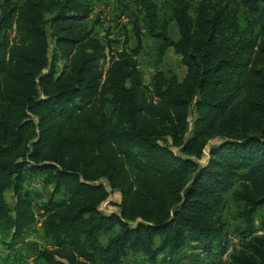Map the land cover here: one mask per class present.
<instances>
[{
    "label": "trees",
    "instance_id": "1",
    "mask_svg": "<svg viewBox=\"0 0 264 264\" xmlns=\"http://www.w3.org/2000/svg\"><path fill=\"white\" fill-rule=\"evenodd\" d=\"M100 1L2 7L0 246L27 245L26 264H183L198 243L221 264H264V0H165L163 15L138 0L132 35L108 43L85 26ZM145 37L158 64L181 57L183 80L157 70L146 83ZM34 181L51 189L44 245L27 241ZM112 193L118 212L103 210Z\"/></svg>",
    "mask_w": 264,
    "mask_h": 264
},
{
    "label": "rangeland",
    "instance_id": "2",
    "mask_svg": "<svg viewBox=\"0 0 264 264\" xmlns=\"http://www.w3.org/2000/svg\"><path fill=\"white\" fill-rule=\"evenodd\" d=\"M14 3L18 0H0V13L2 12L3 5L7 2ZM153 3L158 7L159 14L163 15L164 8H165V0H151ZM200 0H193L194 3L199 2ZM94 11L91 17L85 22L86 29L89 31H93L94 38L99 39L104 43H108V40H120L123 42L124 37L123 34L126 30H128L129 34L132 35L131 31L133 28V17L131 16L132 13L140 12L141 13V6L138 0H101L94 5ZM135 14V13H134ZM129 28V29H128ZM171 37L174 40H177L178 35V28L175 24H173L170 28ZM10 39L12 41L18 40V32H17V25L14 24L13 28L9 32ZM135 41L131 42V46H134ZM144 48L142 51V55L139 57V64L140 70L145 75L146 83L150 81V78L154 72L157 70H163L165 72H172L175 73L180 80H183L186 77L187 69L181 62V57L175 54L173 49H169L164 61L161 64H158L154 57L153 43L152 41L145 37L144 38ZM117 52L122 51L121 46H114ZM112 53L107 50L105 52V57L100 62L101 69L106 74L108 68L112 62ZM64 68V63L60 62V69ZM27 189L30 190L34 195V201L36 206V216L38 218V222L32 229L33 234L27 240L29 242H39L40 244L44 245V241L41 237V219L40 214L37 210V207L43 204L51 194V189H47L43 186L42 181H34L31 183H27ZM120 195L118 193H112L111 197L108 202L104 203L103 210L104 211H115L118 212L119 209L117 208L116 204L120 203ZM11 199V196L9 197ZM227 212L234 211L233 205H229L227 207ZM259 221H256L257 229H259ZM119 229H116L117 232ZM260 231V230H257ZM115 232H112L109 235H114ZM259 234H264L263 232H259ZM105 236L104 239H107L108 236ZM230 242L236 247L239 246V238L236 236L230 237ZM22 246V247H21ZM201 246L198 243H189L183 250L182 256H184L183 264H221V260H213L212 256L214 253L208 254L203 253ZM233 246H230L229 250L232 249ZM22 249V255L19 256V261L17 260L16 253L17 250ZM215 249V248H214ZM3 250V247L0 246V251ZM3 252V251H2ZM32 254L30 248L27 245L19 244L17 249L14 251L6 252L4 251L3 258L4 261L0 260V264H26L29 263L27 257ZM208 255V256H207ZM227 255V253H226ZM226 255L223 257V261H226ZM21 257V258H20ZM128 264H144L143 259L141 256L132 255L127 259Z\"/></svg>",
    "mask_w": 264,
    "mask_h": 264
},
{
    "label": "crops",
    "instance_id": "3",
    "mask_svg": "<svg viewBox=\"0 0 264 264\" xmlns=\"http://www.w3.org/2000/svg\"><path fill=\"white\" fill-rule=\"evenodd\" d=\"M2 251H3V252H2ZM2 251H0V260H1V261H2V260L4 261V258H3L2 256H3L5 250L3 249Z\"/></svg>",
    "mask_w": 264,
    "mask_h": 264
},
{
    "label": "built area",
    "instance_id": "4",
    "mask_svg": "<svg viewBox=\"0 0 264 264\" xmlns=\"http://www.w3.org/2000/svg\"><path fill=\"white\" fill-rule=\"evenodd\" d=\"M230 251H232V249H231V250H229V252H230ZM229 252L227 253V255H226V258H227V256H228Z\"/></svg>",
    "mask_w": 264,
    "mask_h": 264
}]
</instances>
